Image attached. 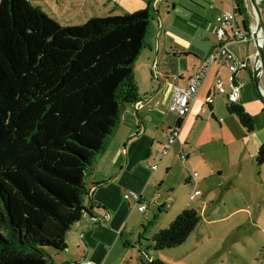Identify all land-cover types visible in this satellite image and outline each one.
Returning a JSON list of instances; mask_svg holds the SVG:
<instances>
[{
	"label": "trees",
	"instance_id": "obj_1",
	"mask_svg": "<svg viewBox=\"0 0 264 264\" xmlns=\"http://www.w3.org/2000/svg\"><path fill=\"white\" fill-rule=\"evenodd\" d=\"M235 4L249 35L244 1ZM152 12L62 26L30 0H0V264H47V248L83 209L97 158L139 100L134 68ZM227 109L254 131L239 104ZM255 162L264 163V144ZM200 220L183 210L153 249L183 244Z\"/></svg>",
	"mask_w": 264,
	"mask_h": 264
},
{
	"label": "crops",
	"instance_id": "obj_2",
	"mask_svg": "<svg viewBox=\"0 0 264 264\" xmlns=\"http://www.w3.org/2000/svg\"><path fill=\"white\" fill-rule=\"evenodd\" d=\"M260 1L264 29V0ZM108 3L124 13H134L150 5L157 16L158 45L155 51V46L146 44L140 53L134 68L139 100L124 110L105 151L97 158L86 182L88 195L83 209L71 216L69 228L47 248V264L83 261L110 264L111 252L122 238V222L130 205L126 200H134L124 198L128 192L139 194L146 202V210L152 206L161 214L170 206L166 203V186L171 187V180L177 176H183L195 189L191 201L203 197V204L217 203L216 199L222 201L224 194L230 192L243 195L250 185L264 187V163L258 166L255 162L264 144V101L252 82L255 57L252 40L232 43L229 50L236 61L247 65L234 78L241 88L238 104L253 117L254 131L247 133L238 118L229 113L225 95L214 94L216 79H221L228 91L232 76L222 62L215 61L191 103L190 112L180 120L176 143L163 155L168 132L179 121L169 111L172 88L185 87L216 51L215 18L234 11L235 0H107ZM247 17L249 35L243 28V17L235 14V23L250 38L255 22L251 14L247 13ZM172 27L186 30L189 38H178L170 31ZM260 87L264 92V58ZM178 161L187 170V176L182 169L175 172ZM197 191L200 195L195 196ZM104 215L109 216L108 221L101 224L93 221V217L101 220Z\"/></svg>",
	"mask_w": 264,
	"mask_h": 264
},
{
	"label": "rangeland",
	"instance_id": "obj_3",
	"mask_svg": "<svg viewBox=\"0 0 264 264\" xmlns=\"http://www.w3.org/2000/svg\"><path fill=\"white\" fill-rule=\"evenodd\" d=\"M30 1L62 26L81 25L92 17L124 14L121 8L107 4V0ZM210 16L209 21L213 23ZM155 18L156 12L153 11L146 44L155 46L156 51L159 27ZM170 31L182 40L189 38L185 35L186 30L172 27ZM162 37L160 41L163 43ZM177 167L176 173L182 169L187 176V170L179 161ZM170 184L171 187L166 186V203L170 206L161 214L152 206L141 213L134 200H126L130 205L122 222V238L111 252L110 264H264V187L250 185L243 195L230 192L224 194L222 201L216 199L217 203L203 204V197L191 201L195 189L183 176L174 177ZM186 209H194L201 216L195 231L177 247L154 250L153 236L168 228Z\"/></svg>",
	"mask_w": 264,
	"mask_h": 264
},
{
	"label": "built area",
	"instance_id": "obj_4",
	"mask_svg": "<svg viewBox=\"0 0 264 264\" xmlns=\"http://www.w3.org/2000/svg\"><path fill=\"white\" fill-rule=\"evenodd\" d=\"M216 30L215 34L218 40L216 51L209 56V58L203 63L198 71L188 80L185 87L173 86V97L169 106V111L175 113L179 120L186 117L190 112L191 103L196 99L199 89L207 75V72L211 65L215 61H220L227 67L232 74L230 78V90L226 91L223 81L216 79L214 94L225 95L228 104H238L240 99L241 88L235 83L234 75L237 71L246 68L245 63H241L235 60L233 54L229 50V45L237 42H247L252 40L251 37H247L242 31L236 28L235 13L233 10L222 13L215 18ZM209 100V99H208ZM178 138V128L172 127L168 132L167 139L163 144V155H166L174 146ZM183 156L181 161L183 162ZM152 170H156V166L150 167ZM197 177V173L193 174ZM200 195V191L195 192V196ZM125 199L132 198L136 202V206L139 212L146 210V202L143 198L136 193L131 195H125ZM109 220L108 215H104L101 220L93 217V221L97 224L106 222ZM81 264H96L93 261H83Z\"/></svg>",
	"mask_w": 264,
	"mask_h": 264
},
{
	"label": "water",
	"instance_id": "obj_5",
	"mask_svg": "<svg viewBox=\"0 0 264 264\" xmlns=\"http://www.w3.org/2000/svg\"><path fill=\"white\" fill-rule=\"evenodd\" d=\"M246 8V14H251L254 22L255 27L258 32L261 33V39L257 38V35L254 34L253 30L250 29V37L253 41L255 46V57L253 62V69H252V82L259 92L262 100H264V92L260 87V78H261V71H262V64H263V46H264V29L262 27L261 21V14L260 9L258 7V0H243Z\"/></svg>",
	"mask_w": 264,
	"mask_h": 264
},
{
	"label": "bare ground",
	"instance_id": "obj_6",
	"mask_svg": "<svg viewBox=\"0 0 264 264\" xmlns=\"http://www.w3.org/2000/svg\"><path fill=\"white\" fill-rule=\"evenodd\" d=\"M260 0H258V2H259ZM253 32H254V34L255 35H257V38H259V40L261 39V33L260 32H258L257 30H256V27H255V29L253 30Z\"/></svg>",
	"mask_w": 264,
	"mask_h": 264
}]
</instances>
